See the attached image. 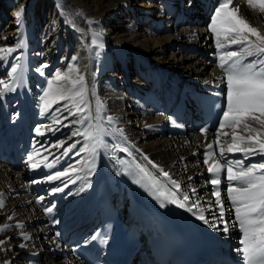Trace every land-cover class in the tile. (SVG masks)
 <instances>
[{
	"label": "bare ground",
	"instance_id": "6f19581e",
	"mask_svg": "<svg viewBox=\"0 0 264 264\" xmlns=\"http://www.w3.org/2000/svg\"><path fill=\"white\" fill-rule=\"evenodd\" d=\"M40 2L44 9L42 15L36 10ZM219 2L0 0V47H15L18 40L24 42L7 60L0 61V79L6 82H9L7 73L12 64L23 66L22 83L0 98V199L4 201L0 225H13L0 232V239L5 241L0 245V264H82L71 258L69 248L76 241L77 233L86 231L87 237L100 229L96 224L95 192L104 178L115 185L124 217L139 218L145 223L139 255L143 264H152L150 254L159 246L170 253L174 244L175 228L172 220L157 207L158 201L168 202L181 214L193 217L200 230L216 244L231 252L243 248V233L238 223L232 226L235 212L226 196L229 181L225 173H221L218 187L225 207L224 220L229 222L228 234L199 220L197 209L193 210L194 215L170 203L153 187V181H159L160 192L167 188L179 196L182 191H188L191 200L202 198L201 207L207 209L205 201H214L215 196L204 153L207 145L215 141L218 130L229 135L221 136L219 144L213 143L210 164L218 160L225 167L240 171L248 165L264 163V154L259 150L250 156L227 152L233 129H219L218 125L204 133L178 120L172 112L173 108L191 104L194 87L218 89L227 96L226 73L219 67L220 57L238 48L229 47L223 38L225 48L216 47L209 25ZM21 5L23 22L18 26L14 13ZM237 6L239 14L264 34V12L258 6L249 5L247 0H233L231 7ZM6 7L10 8L8 14L13 16L12 21L4 15ZM93 34L99 35L104 44L102 49L91 45ZM72 56L78 59L73 61ZM37 68L41 71L37 72ZM58 73L70 76L71 80L78 79V75L85 77L92 114V119L85 124L74 121L87 112L70 115L69 110L75 113V107L68 101L58 100V89L72 87L70 80H57ZM49 81H52L47 97L50 108L45 111L40 98L49 88ZM97 98L104 105L99 119L96 118ZM57 108L59 112L55 111ZM107 116L114 117V121L109 123ZM56 119L61 123H55ZM248 123L260 128L257 122L249 120ZM89 124L93 129L103 126L109 131L122 128L127 139L118 133L105 134L103 140L107 147L94 157L87 150L81 151L90 141L84 135H73L77 129L83 133ZM235 131L242 136L254 135L244 131L243 125ZM61 141L65 142L63 147H59ZM72 144L75 148L62 155L65 147ZM221 146L225 149L223 157ZM34 148L40 153L33 161L39 163L37 168L30 167L27 161L28 153ZM149 160L180 182L181 189L177 191ZM236 161L243 163L237 165ZM136 163L143 165L149 175L135 168ZM56 172H67V176L51 182L44 179ZM256 174L264 175V170L256 169ZM55 187L63 191L52 192ZM191 188H196L198 195H193ZM53 205L52 213H47L45 209ZM218 209V205L212 206V212L218 214ZM203 214L213 220L208 210ZM223 227V223L218 224V228ZM66 231L71 232L70 238L61 240V234ZM22 244L26 247H21Z\"/></svg>",
	"mask_w": 264,
	"mask_h": 264
},
{
	"label": "snow or ice",
	"instance_id": "6c2138e0",
	"mask_svg": "<svg viewBox=\"0 0 264 264\" xmlns=\"http://www.w3.org/2000/svg\"><path fill=\"white\" fill-rule=\"evenodd\" d=\"M233 0H220L216 7L214 14L211 17L209 25L210 31L214 34L216 40V47L218 49L225 48V44L222 42L227 41L228 46H236L238 51H228L220 57L219 67L226 73L227 82V96H226V109L223 111V118L220 121L219 129L231 128V143L227 145L228 153H242L245 156L253 155L259 150L260 153L264 154V34H261L257 28L251 26L246 18H243L239 14V7H231ZM247 3L252 6H258L262 12H264V0H247ZM24 7L21 5L19 10L14 13L16 23L18 26L22 25L23 22ZM255 37V40L251 37ZM5 40L7 38H4ZM91 45H98L99 48H103L104 44L100 42L99 35L93 34ZM24 46L23 40H18L15 47H0V61L7 60L11 53L17 51V49ZM99 55V53H96ZM251 58V59H249ZM71 59L76 61L77 56H72ZM37 72L41 69L37 68ZM71 71V69H70ZM78 73V69H76ZM9 82L0 79V98L7 92L15 91L23 81V66L20 63L12 64L10 70L7 73ZM57 80H70L72 85L71 88L65 90L60 88L57 90L58 100L68 101L73 107H75V113L69 110V114L75 116L76 114H82L87 112V115H82L81 119L74 121L81 125L85 124L86 121L92 119L91 110L89 108V102L87 100V88L85 83V77L78 75V79L71 80L70 76H61L59 73L56 77ZM49 88L45 89L44 95L40 98L44 101V108L47 111L50 108V103L47 97L50 94L52 81H49ZM79 85V88H77ZM94 94V93H93ZM83 105V107L81 106ZM65 109L68 110V104H65ZM104 109L103 102L97 98L96 101V113L97 119L100 118V114ZM59 112L60 109H55ZM67 119V117H65ZM107 121L112 123L114 117L107 116ZM257 122L260 128H253L250 126L248 121ZM55 123L60 124L59 119L55 120ZM243 125L244 131L254 133L247 136L239 135L235 129ZM151 127V125H146ZM37 133L40 129H36ZM202 132L207 133L206 128L201 129ZM118 133L126 141L124 137V130L122 128H113L110 131L103 126H98L95 129L89 124L88 128H85L83 133L79 132V129L73 132V135H84L90 144H85L81 151L87 150L95 155L100 149L107 147L104 143L103 136L105 134ZM227 132L217 131L216 139L213 141L215 144H219L220 137H227ZM63 141L60 142L59 147L64 146ZM213 143L207 145V151L204 153V163L208 165L207 171L211 174L209 183L213 186L215 196L214 201H205L207 209L201 207V199L191 200L188 191H182L180 195H176L170 189L160 192L157 187L159 181H153V187L159 192L160 195L166 196L168 201L172 204H176L180 208L186 209L188 212H193L197 209L200 214L198 219L204 224L210 227L227 233L229 231V222L224 220L225 207L221 199V191L219 185L221 184V173H225L229 185L226 189V196L234 206L235 221L232 222V226L235 227L238 223L239 228L243 233V239L241 244L243 248L240 250L244 257L245 264H264V175H257L256 169L264 170V163L248 165L241 168L240 171H233L231 166L225 167V164H221L218 160H214L211 164L209 160L213 156ZM250 145L248 147L242 145ZM75 144L69 145L68 148L62 153L67 155L68 151L75 148ZM55 147V145H54ZM118 147V145L114 146ZM133 147H135L133 145ZM123 151L128 152V148H124ZM225 149L223 146L220 147V156L223 157ZM40 155L39 150L35 149L28 153L27 161L30 163V167L37 168L39 163H35L34 158ZM131 156V152H129ZM46 161L47 157H43ZM148 160V157H144ZM154 168H157L159 172L167 177L170 184L175 187L177 191L181 189V184L177 180L171 178L170 174L162 167L154 164L152 161H148ZM230 165V162H226ZM237 165L242 164V161H236ZM50 166V165H47ZM95 164H93V168ZM135 168L139 169L145 175H149L148 170L141 164L136 163ZM125 171H128L125 168ZM67 176V172H56L53 175H49L44 179L46 181H57ZM77 179H80L77 176ZM191 179V177L189 178ZM41 181H33L38 183ZM139 183V181H137ZM237 184L246 185L245 187H237ZM65 187L67 184L65 183ZM52 192L63 191L61 187H55L51 190ZM193 195L197 194L196 188H191ZM155 194V193H154ZM40 200L43 197L39 198ZM218 205V214L212 212V206ZM4 206L3 199H0V208ZM163 206V202H162ZM47 207L45 211L49 214L52 213L53 208ZM208 210L211 212L213 220L207 218L203 212ZM12 219V217H9ZM223 223L224 227L218 228V224ZM21 226L22 225H17ZM13 227L10 224L0 225V232L6 231ZM26 239H30L28 234L22 233ZM59 235V233H57ZM96 235L92 239H96ZM106 242V241H105ZM5 244V241L0 239V245ZM26 247V245H20Z\"/></svg>",
	"mask_w": 264,
	"mask_h": 264
},
{
	"label": "rangeland",
	"instance_id": "374dc122",
	"mask_svg": "<svg viewBox=\"0 0 264 264\" xmlns=\"http://www.w3.org/2000/svg\"><path fill=\"white\" fill-rule=\"evenodd\" d=\"M37 8H36V10H37V14H43V12H44V9H43V7H42V4H41V2L36 6ZM9 7H6V12H7V14L6 13H4V15L5 16H7V19L8 20H13V16H11L10 14H8V13H10V11H9ZM45 12H46V10H45ZM67 147H65V149H66ZM230 233V232H229ZM227 234H228V232H227Z\"/></svg>",
	"mask_w": 264,
	"mask_h": 264
}]
</instances>
